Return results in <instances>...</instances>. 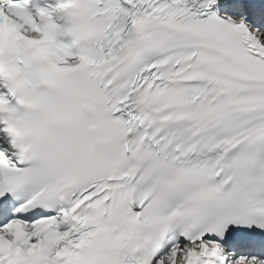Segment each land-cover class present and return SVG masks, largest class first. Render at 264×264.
<instances>
[{"label":"snow or ice","instance_id":"6c2138e0","mask_svg":"<svg viewBox=\"0 0 264 264\" xmlns=\"http://www.w3.org/2000/svg\"><path fill=\"white\" fill-rule=\"evenodd\" d=\"M216 3L0 6V264H264V32Z\"/></svg>","mask_w":264,"mask_h":264},{"label":"clouds","instance_id":"9594fccd","mask_svg":"<svg viewBox=\"0 0 264 264\" xmlns=\"http://www.w3.org/2000/svg\"><path fill=\"white\" fill-rule=\"evenodd\" d=\"M0 3H3V0H0Z\"/></svg>","mask_w":264,"mask_h":264}]
</instances>
